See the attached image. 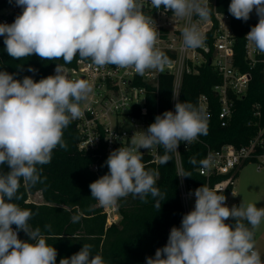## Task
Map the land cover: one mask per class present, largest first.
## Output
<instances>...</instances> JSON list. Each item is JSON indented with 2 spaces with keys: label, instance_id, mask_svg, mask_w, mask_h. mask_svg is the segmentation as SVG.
<instances>
[{
  "label": "clouds",
  "instance_id": "9594fccd",
  "mask_svg": "<svg viewBox=\"0 0 264 264\" xmlns=\"http://www.w3.org/2000/svg\"><path fill=\"white\" fill-rule=\"evenodd\" d=\"M150 2L155 9L163 7L176 18H210V9L201 0ZM14 3L22 13L11 24L0 23L5 50L14 60L35 54L43 60L62 59L69 64L78 55L98 67L132 68L139 75L147 69L163 71L169 62L156 47L157 30L143 14L139 0ZM228 11L245 22L255 11L258 23L246 39L264 53V0H231ZM182 35L187 48L203 44L202 33L195 24L186 26ZM28 71L36 69L29 67ZM92 90L88 81L70 79L63 65L57 64L55 75L38 82L30 76L19 80L15 74L0 71V166L8 168L6 172L0 170V264H56L57 250L46 242L39 228L28 224L32 211L13 201L22 198L18 195L21 179L33 186L42 182L37 165L50 163L57 146L67 150L63 130L84 115L80 103ZM207 130L206 117L191 104L177 100L175 112L157 115L146 131L133 135L130 147L110 153L105 161L109 172L89 185L91 197L101 207L113 206L129 194L144 202L149 194L161 197L156 187L159 173L145 169L140 149L151 151L162 146L165 155L160 163L167 164L171 160L168 153L176 152L181 142L190 144L207 135ZM189 162L197 163L195 157ZM199 163L208 168L211 160L206 158ZM194 195V209L183 216L180 227L171 229L167 244L158 248L154 257H147L146 264H264L256 250L253 231L264 220V207L241 203L229 208L223 194L205 185L197 188ZM155 206L160 209L159 200ZM82 215L78 211L72 222H78ZM229 218L235 223H226ZM19 230L27 234L28 241L18 238ZM91 248L84 244L78 253L61 259L59 264H105L101 255H92Z\"/></svg>",
  "mask_w": 264,
  "mask_h": 264
},
{
  "label": "trees",
  "instance_id": "16d2710c",
  "mask_svg": "<svg viewBox=\"0 0 264 264\" xmlns=\"http://www.w3.org/2000/svg\"><path fill=\"white\" fill-rule=\"evenodd\" d=\"M231 0H216V7L220 12L231 16L232 25L236 34L234 65L241 71L249 70L245 58V34L258 23L255 11L245 22L233 17L228 9ZM15 6L9 0H0V23L2 11L5 8ZM144 12V10L142 9ZM22 13V9L11 18L13 23L16 16ZM78 55L69 64L62 59L43 60L33 54L22 60H14L10 57L4 45V37L0 36V71L15 74V78L22 80L30 76L38 82L42 78L53 75L56 65L64 64L72 66L76 63ZM20 66V67H19ZM29 67L36 69L28 71ZM252 80L244 98L236 101V109L230 124L227 127L220 126L218 113L220 110L218 96L214 87L222 82L221 76L210 64H203L198 74H186L183 78L180 101L191 104L197 110V102L200 95H207L211 102L212 118L207 123V135L199 136L200 141L193 143L181 153L183 173L189 184L196 186L205 185V178L198 173L199 161L204 159L207 146L217 149L223 144H234L241 147L257 134V126H249L252 118L253 105L260 103L262 109L261 124H264V73L263 65L258 64L252 69ZM173 91V77L163 73L160 76L158 94L148 95L149 118L155 120L156 113L170 111ZM63 140L67 144V150L57 146L53 150L51 162L45 165H37L42 182L29 185L21 179L18 192L22 198L13 201L22 209H30L33 213L28 224L31 228H39L45 235L46 242L57 250L56 264L63 258H70L78 253L84 244L92 246V255H101L105 264H146L147 257H154L158 248H163L168 241L173 227H180L184 214L180 192L179 177L176 167L174 152L168 153L171 160L167 164L158 165L148 163L149 155L142 153V163L146 170H154L159 173L156 187L161 197L153 198L150 194L146 201L129 194L117 201L121 220L118 224L107 226L106 214L98 206V202L91 197L89 185L108 174L109 169L105 163L109 155L101 150L94 152H82L78 149L80 134L71 122L63 130ZM161 158L165 150L159 146ZM195 157L197 163L191 164L190 158ZM94 164H98L97 175L91 170ZM0 170L8 171L6 165L0 166ZM41 193L43 203L30 200V196ZM159 200L161 207L155 205ZM78 211L83 213L81 219L73 223L72 216ZM245 226L251 228L247 221H242ZM228 224H234L230 219ZM50 225V228H46ZM13 230L16 226L13 225ZM254 231V230H253ZM18 238L28 241L29 237L23 230L18 231Z\"/></svg>",
  "mask_w": 264,
  "mask_h": 264
},
{
  "label": "built area",
  "instance_id": "2783aa9c",
  "mask_svg": "<svg viewBox=\"0 0 264 264\" xmlns=\"http://www.w3.org/2000/svg\"><path fill=\"white\" fill-rule=\"evenodd\" d=\"M139 3L143 5V14L150 18L152 26L157 30L156 47L168 57L169 62L163 71L147 69L143 75H139L132 68H118L115 65L98 67L90 59H81L79 56L72 66L60 64L70 79H84L92 85V92L80 103L84 115L73 120L80 134L78 149L82 152L101 150L105 155H110L120 147H130L133 135L146 131L149 125L155 122L149 118L148 95L159 93L160 76L163 73L173 77L170 111L175 112V104L177 100L180 101L184 76L198 74L203 64L212 65L222 78V82L214 87L220 105L218 118L221 127L230 124L236 109V101L247 94L252 80V69L262 64L264 73V53L256 50L246 39L251 29L245 34V58L249 70L241 72L234 65L236 34L232 19L229 14L217 9L216 0H201V3L210 9V18L206 21L195 15L176 18L171 11L165 12L163 7L155 9L150 0H139ZM20 10L21 8L16 5L5 8L2 11L1 23L11 24V18ZM191 24H195L203 36V44L197 48H187L183 44V29ZM197 111L206 117V123L211 120L213 113L207 95L199 96ZM252 113L248 125L257 126V134L241 147L234 144H223L217 149L207 146L204 159L210 158V167L203 168L200 165L197 169L205 178V186L226 197V205L229 208L239 206L236 189L239 170L250 162L257 163L259 171L264 165V124H261L260 103L253 105ZM161 114L163 113L158 111L156 116ZM199 141L198 137L190 144L181 142L174 152L184 214L194 209V192L202 186L189 184L182 176L184 173L181 153L183 149ZM140 151L151 157L148 163L156 165L160 163L159 146L151 151L143 148ZM91 170L100 175L98 164H94ZM101 208L106 214L107 226L120 222L121 215L117 203Z\"/></svg>",
  "mask_w": 264,
  "mask_h": 264
},
{
  "label": "rangeland",
  "instance_id": "374dc122",
  "mask_svg": "<svg viewBox=\"0 0 264 264\" xmlns=\"http://www.w3.org/2000/svg\"><path fill=\"white\" fill-rule=\"evenodd\" d=\"M257 166V163L250 162L239 170L236 183L239 206L241 203L245 206L252 203L258 208L264 207V165L260 171ZM30 200L43 203L41 193L30 196ZM254 239L256 250L260 252L262 259H264V220L254 229Z\"/></svg>",
  "mask_w": 264,
  "mask_h": 264
}]
</instances>
